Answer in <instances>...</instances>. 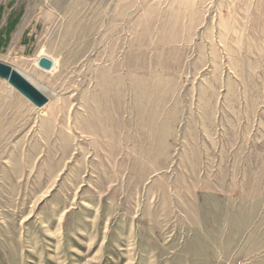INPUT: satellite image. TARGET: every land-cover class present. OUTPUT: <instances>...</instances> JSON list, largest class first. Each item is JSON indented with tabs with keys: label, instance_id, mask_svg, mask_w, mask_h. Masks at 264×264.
I'll list each match as a JSON object with an SVG mask.
<instances>
[{
	"label": "rangeland",
	"instance_id": "obj_1",
	"mask_svg": "<svg viewBox=\"0 0 264 264\" xmlns=\"http://www.w3.org/2000/svg\"><path fill=\"white\" fill-rule=\"evenodd\" d=\"M0 62V264H264V0H0Z\"/></svg>",
	"mask_w": 264,
	"mask_h": 264
},
{
	"label": "water",
	"instance_id": "obj_2",
	"mask_svg": "<svg viewBox=\"0 0 264 264\" xmlns=\"http://www.w3.org/2000/svg\"><path fill=\"white\" fill-rule=\"evenodd\" d=\"M39 63L46 69H50L52 65V62L46 58H41ZM0 78L9 80L10 84L36 107L41 108L49 102L48 97L40 89L9 64L0 62Z\"/></svg>",
	"mask_w": 264,
	"mask_h": 264
},
{
	"label": "bare ground",
	"instance_id": "obj_3",
	"mask_svg": "<svg viewBox=\"0 0 264 264\" xmlns=\"http://www.w3.org/2000/svg\"><path fill=\"white\" fill-rule=\"evenodd\" d=\"M25 77V76H24ZM26 78V77H25ZM26 79H28V78H26ZM3 81L9 86V87H11V88H14L11 84H10V82H9V80H7V79H3ZM30 81V80H29ZM31 82V81H30ZM32 83V82H31ZM33 84V83H32ZM35 85V84H34ZM36 86V85H35ZM37 87V86H36ZM38 88V87H37ZM15 89V88H14ZM39 89V88H38ZM16 90V89H15ZM18 91V90H17ZM42 91V90H41ZM19 92V91H18ZM47 97H48V99H49V101H50V97L44 92V91H42ZM20 93V92H19ZM21 94V93H20ZM23 95V94H22ZM24 96V95H23ZM25 97V96H24ZM26 98V97H25ZM27 99V98H26ZM28 100V99H27ZM29 102H30V100H28ZM46 106V105H45ZM41 108H44V106L43 107H41Z\"/></svg>",
	"mask_w": 264,
	"mask_h": 264
}]
</instances>
